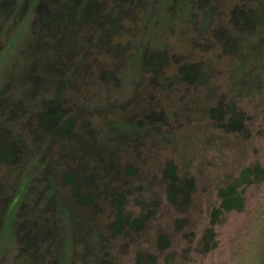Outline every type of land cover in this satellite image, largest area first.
<instances>
[{
    "label": "rangeland",
    "instance_id": "374dc122",
    "mask_svg": "<svg viewBox=\"0 0 264 264\" xmlns=\"http://www.w3.org/2000/svg\"><path fill=\"white\" fill-rule=\"evenodd\" d=\"M263 55L264 0H0V264H264Z\"/></svg>",
    "mask_w": 264,
    "mask_h": 264
},
{
    "label": "trees",
    "instance_id": "16d2710c",
    "mask_svg": "<svg viewBox=\"0 0 264 264\" xmlns=\"http://www.w3.org/2000/svg\"><path fill=\"white\" fill-rule=\"evenodd\" d=\"M257 12V11H256ZM247 13V12H246ZM247 19L245 20V22H240V23H245V25H249L250 27H252L253 22H255L258 17L257 13H255V10L253 8H251V10L248 11L247 13ZM263 15H259V19L260 21L262 20ZM263 61H264V55L262 57ZM143 61L147 64V63H151V61H153V57H149L145 56L141 59V62L143 63ZM196 68V67H193ZM192 71L191 69H187L185 68L183 70V72L185 73V75H189L191 74ZM185 78V76H184ZM167 185H168V193H169V197L172 200V202L174 203H179L181 201V203H185V202H189L190 201V197L193 194V191L195 189V184L193 179L188 178V179H182L178 174H177V168L176 165L170 164L164 173ZM220 197L222 199V203L220 205L219 208L214 209L213 211V218H212V224L216 225L219 222V219L221 217L222 214H226L227 212L233 211L235 209L240 210L242 209V207L245 204V197L244 195H242L241 193L237 192V189L230 185L227 188H223L220 190ZM216 232L214 231V229L209 228L207 230V234L205 236V239L207 237H209L211 240H213V245L208 247V249L206 250H211L214 247L217 246V242H216ZM160 243L161 244H166L167 243V238L165 236H161L160 238ZM137 264H148L146 262V258L144 254H141L138 258Z\"/></svg>",
    "mask_w": 264,
    "mask_h": 264
}]
</instances>
